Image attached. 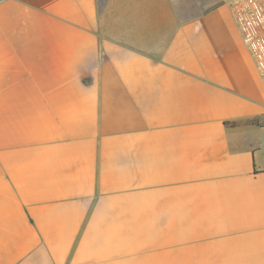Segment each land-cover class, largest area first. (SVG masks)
Instances as JSON below:
<instances>
[{
    "label": "crops",
    "instance_id": "obj_1",
    "mask_svg": "<svg viewBox=\"0 0 264 264\" xmlns=\"http://www.w3.org/2000/svg\"><path fill=\"white\" fill-rule=\"evenodd\" d=\"M229 2L0 0V264H264Z\"/></svg>",
    "mask_w": 264,
    "mask_h": 264
},
{
    "label": "built area",
    "instance_id": "obj_2",
    "mask_svg": "<svg viewBox=\"0 0 264 264\" xmlns=\"http://www.w3.org/2000/svg\"><path fill=\"white\" fill-rule=\"evenodd\" d=\"M229 4L264 82V0H230Z\"/></svg>",
    "mask_w": 264,
    "mask_h": 264
}]
</instances>
